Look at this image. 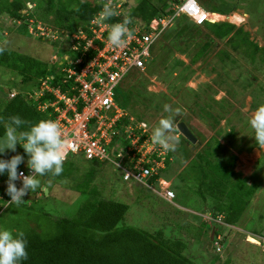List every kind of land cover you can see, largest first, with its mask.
I'll use <instances>...</instances> for the list:
<instances>
[{"label":"trees","instance_id":"obj_1","mask_svg":"<svg viewBox=\"0 0 264 264\" xmlns=\"http://www.w3.org/2000/svg\"><path fill=\"white\" fill-rule=\"evenodd\" d=\"M171 1L176 0H158V2L155 0H139L133 9L126 8V13L133 22L147 27L153 18L168 13ZM37 3L39 5L36 4L35 11L29 12L22 0H0V18L4 16L6 19L11 20V24L7 29L3 26L0 27V33H6V30H16L34 37V33L29 31V26L34 25L37 32L36 27L40 23L46 29H54V31L64 33L73 46L71 37L80 29H83L89 37L92 36L88 25L103 7L102 2L89 0H38ZM38 9L41 10L40 15ZM128 10H130L129 13ZM209 11L229 14L233 10L227 12L222 8H212ZM123 19L124 16L122 15L120 17L112 16L110 19L111 25ZM176 25L178 28L176 27L175 35L184 33L183 29L201 27L186 16L179 17ZM202 26L207 29V32L204 35L205 38L201 40L202 42L194 41L196 46L199 45V49L193 55L191 62L193 63L200 57H205L212 48H218L217 41H224L227 48L219 49L216 54L219 55V60L223 63L220 65V71L215 68L218 73L215 82L220 90L232 94L233 91H238L239 88L240 93L251 95V108L253 110L258 104L264 103V81L258 80L256 76L254 78L250 77L248 72L252 69V71L264 77V47L251 39L250 31L230 21H206ZM15 27L20 29H15ZM200 31L201 29H198L199 33ZM167 32L165 30L161 38L166 37L169 34ZM210 35L215 40L210 38ZM35 38L43 39L42 36H36ZM54 41L57 43L56 40ZM95 42L99 45L102 44L99 41ZM82 49L83 46H80L75 53H68L70 59L75 61L80 57ZM95 54L96 50L90 49L86 58L91 59ZM60 55H62L61 59H56L55 63L54 61L51 63L18 52L0 43V65L20 74L22 77L21 82L27 85L31 84L33 87L28 91H17V94L0 109V136H3L4 125L10 116H19L27 122L21 126V130H26L28 124L53 117V115L49 116L51 108L48 111H42L38 108V101L33 97V93L34 89L40 86L42 80L50 75L54 76L53 85L60 86L63 91L67 90L68 82H64L66 75L62 69L73 64L66 60L62 53ZM242 62L249 65L250 69L242 65ZM80 65H77L78 69ZM236 68L238 70L235 76L233 71ZM141 75V71H131L127 75L128 78L126 76L116 88L115 100L130 115H134L140 120H146V115L138 112V107L142 105L145 111L150 112L154 109L143 105L138 99L140 92L135 83L136 78L141 77ZM69 80L72 81V79ZM54 99V95L46 93L40 100L45 102ZM195 103L198 107L197 113L204 120L208 122L210 120L212 127H219L221 120L213 101L201 102L197 99ZM181 117L180 121H184L188 125L200 142V136L196 133L195 127L191 124L188 116L185 114ZM238 133L234 125L231 126L229 131H223L219 127L216 130L217 135L214 134L204 142L201 141L198 146L194 145L195 149L186 146L185 143H188L189 140L185 136L179 135L180 145L175 146L174 150L168 151L166 170L161 172V175L166 176L164 175L165 172H170L173 166L171 164H174L176 159L178 160L177 155H183V159L178 160V163L183 166L186 161L187 165L184 166V172L181 174L183 175L186 172L194 174L196 193L204 204L210 206L209 209L213 211L212 217L216 218L219 214H224L225 221L231 225L241 222L240 220L244 216L250 200L259 187L258 181L255 180L249 183L248 181L252 177H244L240 171L235 170L237 154L232 150V147L242 151L246 148L245 146L250 141L251 134H253L252 132L238 137ZM221 138L225 139L226 142L223 143ZM253 143L255 146H259L255 141ZM17 152L24 155L23 149L19 145H17ZM11 155L6 150L3 158L7 159ZM26 161L27 156L24 157V162L26 163ZM89 161L92 167L87 171L86 182L77 188L83 191V194H87L86 188L96 178L100 171L99 166L106 164L98 160ZM64 163H69V156L64 160ZM21 170L29 173L24 163L18 166V171ZM64 174L65 171H62L59 175L46 173L43 177L52 181H61ZM169 177L167 176V179ZM6 179V175L0 176V183L2 184L0 193L4 195L3 202L10 198L5 194ZM156 179L157 176H154L150 179V182H154ZM184 185L187 186L186 183ZM17 186H19L18 182ZM92 190L96 192V189L92 188ZM13 205L9 203L0 215V220L7 214L9 217L13 212ZM27 207L30 209L28 205ZM40 210V215L37 213L34 215V212L30 211L17 219L7 220V225L5 223L7 227H4L14 233L16 231L24 233L27 259L22 260L20 264H196L184 254L185 242L181 239L166 237L162 229L152 233L129 225H119L128 211L126 203L111 198H97L95 200L87 198L82 202L81 207L73 217H56L46 210ZM31 221H34L36 226H33ZM208 222L212 224L208 228L210 233L213 226H215V235L222 232L218 227L221 223L214 219H209ZM263 229L264 225L257 234L263 235Z\"/></svg>","mask_w":264,"mask_h":264},{"label":"rangeland","instance_id":"obj_2","mask_svg":"<svg viewBox=\"0 0 264 264\" xmlns=\"http://www.w3.org/2000/svg\"><path fill=\"white\" fill-rule=\"evenodd\" d=\"M22 1L25 2L29 12H34L39 5L38 0ZM89 1L97 2L100 0ZM122 1L117 0V2ZM127 1L125 9L129 8L130 10L139 2V0ZM155 1L158 2V0ZM197 1L206 9L222 8L227 12L232 9L233 11L229 15L218 20H228L236 23L237 26H243L250 31L251 39L264 47V0ZM40 11L38 9L39 15ZM235 13L243 15L244 20L232 19L231 16ZM10 24V19H6L4 16L0 18V27L3 26L7 29ZM39 27L43 28L40 31H45L43 25ZM176 27L175 20L167 29V34H169L161 38L153 47L154 57L145 71H142L141 77L136 78L135 84L140 92L138 99L143 105L154 109L151 110L152 112L145 111L144 106L140 105L138 112L146 115V120L153 127L160 118L171 116L173 134L176 137L175 146L180 145L179 135H182L177 128V123L185 114L203 142L212 135H217L216 130L219 127L223 131H229L234 125L239 132L238 137L252 133V129L248 125V119L254 111L251 108L252 96L243 92L240 93L239 88L238 91L235 90L232 94H227L220 90L215 82L218 76L215 68L220 71V65L223 64L219 60V55L216 54L219 49L227 48L224 41L216 40L218 48H212L205 57H200L192 63L191 59L199 49V45L196 46L194 41L203 40L207 29L204 26L183 29L184 33L175 35L178 28ZM16 28L20 29L19 27ZM198 29H201L200 33ZM46 32L50 33L49 31ZM57 33L59 34L57 39L47 37L46 34L42 36L43 39H38L35 38L38 35L31 37L21 31L6 30V33H0V43L18 52L55 63L56 59H61L60 53L64 57L65 54L72 53V44L69 39L67 40L64 33L58 31ZM210 38L214 39L211 35ZM242 65L250 69V66L246 65L245 62H242ZM237 70L236 68L233 71V75H237ZM248 72L250 77L256 76L258 80L264 81V77L252 69ZM21 79L20 74L0 65V109L11 99V91L33 89L31 84H23ZM197 99L201 102L213 101L221 120L219 127H212L210 120L209 122L204 120L197 113L198 107L195 103ZM165 105L169 106V112L164 111ZM250 138L246 148L242 151L232 147V150L237 154L235 170L240 171L244 177H252L248 181L249 183L258 181L259 187L250 200L245 214L240 220L241 222L233 227L218 225L224 232L222 248L216 247L209 237L211 233L208 228L212 224H208V220L212 218L213 211L197 195L194 174L189 172L181 174L184 172L183 169L187 162L185 161L183 166L178 163V160H182L184 157L180 154L177 155L178 160L176 159V162L171 164L173 166L170 172L164 174L166 175L165 178L170 176L164 184L175 191L176 198L174 201L166 200L141 182L125 180L122 171L111 163L99 166L100 171L96 178L86 188L87 194H83V191L77 188L86 182V174L92 164L81 154H71L69 155V163L63 162V171H65L63 179L52 181L43 176L38 177L39 187L23 197L24 200L21 204L13 205V212L9 217L7 214L0 220V227L5 228L4 226L8 224L7 220L17 219L30 211L34 212V215L36 213L40 215V209L46 210L56 217H73L85 199L111 198L128 205V211L119 225H129L152 233L162 229L166 237L181 239L185 242L184 254L196 264H264V235L257 234L264 225V146H255L254 138ZM201 141L198 140L195 144L188 141L185 144L189 148L195 149L194 145L198 146ZM221 141L226 142L223 138ZM11 154L15 155L16 153ZM24 164L26 163L24 162ZM165 170L166 167L163 171ZM164 184L159 181L155 186L159 191H163ZM92 188L96 189V192ZM222 215L224 217V214L219 216ZM40 217L42 218V215ZM31 224L36 226L34 221H31ZM263 231L264 229L262 234ZM258 241L261 245L254 244L259 243Z\"/></svg>","mask_w":264,"mask_h":264},{"label":"built area","instance_id":"obj_3","mask_svg":"<svg viewBox=\"0 0 264 264\" xmlns=\"http://www.w3.org/2000/svg\"><path fill=\"white\" fill-rule=\"evenodd\" d=\"M100 2L103 7L110 5L113 8L114 17L122 15L130 20L124 46L115 48L108 43L107 34L112 17L102 20V7L88 25L91 37L83 29L71 37L72 53L80 46H83V49L81 56L75 61L70 59V54L64 57L73 64L62 69L66 75L64 82H68L67 90L63 91L60 86L53 85L54 76L50 75L42 80L33 97L38 101L40 110L48 111L51 108L49 116L53 117L48 120L57 123L65 141V160L71 154H81L87 160L111 163L122 171L125 180L141 182L166 200L173 201L176 194L164 184L167 179L161 175L166 167L168 151L151 143L149 122L130 115L122 108L115 100V91L131 71H145L153 59V47L175 20L185 15L194 23L203 25L210 20V13L197 0H181L173 3L170 14L157 16L147 27H143L128 17L124 6L127 0ZM118 22L121 21L115 23ZM40 25L38 23L36 27L38 34H35L32 24L29 31L35 36L46 34L45 36L54 39L59 37L57 31L46 27L45 31H40L43 29ZM95 41L102 44L99 45ZM90 49L96 50V54L87 59L86 55ZM77 65H80L79 69ZM46 93L54 95L55 99L41 102L40 99ZM16 94L17 91H13L10 95L14 97ZM21 171L28 174L24 170ZM154 176H157V179L150 182ZM159 181L165 185L163 191H159L155 186ZM3 208L0 202V212Z\"/></svg>","mask_w":264,"mask_h":264},{"label":"clouds","instance_id":"obj_4","mask_svg":"<svg viewBox=\"0 0 264 264\" xmlns=\"http://www.w3.org/2000/svg\"><path fill=\"white\" fill-rule=\"evenodd\" d=\"M180 1L181 0L171 1L167 14L172 12L173 3ZM204 9L210 13V20L207 21H211L212 12L208 11L206 8ZM113 15V8L110 5H106L102 9L100 18L102 20H107ZM189 19L193 21L191 18ZM129 23L130 20L124 18L121 22L110 25L107 41L111 46L115 48L124 46L128 34ZM35 90L36 89H34V91ZM164 111H170L168 105L164 106ZM26 123L27 122L22 120L19 116H10L7 123L4 125L5 130L3 136H0V176L6 175L7 177L5 181V194L10 197L6 199V202H3L4 195L0 193L1 206L4 207L0 215L9 203L15 205L21 204L24 200L23 197L28 195L30 191H34L39 187L40 181L38 177L46 173L59 175L63 171L66 144L57 123L52 120H39L35 123L28 124L26 130H21V126ZM149 124L153 127L150 122ZM248 125L252 129V137L255 142L260 146H264V103L258 104L254 109L248 119ZM150 141L153 145L159 146L164 151L174 150L176 137L173 134V119L171 116H166L158 120L157 124L151 129ZM17 145L23 149L24 155L17 152ZM6 150L16 154L5 159L3 157ZM25 156H27L26 167L29 170L28 174H25L23 171H18V166L24 163ZM17 182L19 186H17ZM219 215L216 219L213 217L210 219H214L223 225L234 226L227 223L223 215L221 217ZM212 241L213 244L215 243L216 247L220 246L222 248L224 232L222 231L216 235L214 234ZM216 242L218 243L216 244ZM257 244H260V242ZM24 259H27L24 233L22 231H16L14 233L7 228L0 227V264H20Z\"/></svg>","mask_w":264,"mask_h":264},{"label":"water","instance_id":"obj_5","mask_svg":"<svg viewBox=\"0 0 264 264\" xmlns=\"http://www.w3.org/2000/svg\"><path fill=\"white\" fill-rule=\"evenodd\" d=\"M211 22H215L214 19H211ZM177 128L180 133L187 138L192 144H195L198 141V138L194 135L191 129L184 121H180L177 123ZM215 226H213L212 233H211V240L214 238ZM264 235V231H263Z\"/></svg>","mask_w":264,"mask_h":264},{"label":"bare ground","instance_id":"obj_6","mask_svg":"<svg viewBox=\"0 0 264 264\" xmlns=\"http://www.w3.org/2000/svg\"><path fill=\"white\" fill-rule=\"evenodd\" d=\"M214 12V11H213ZM243 16V15H242ZM241 15L235 13V14H232L231 18L232 19H235V20H244L243 17ZM211 17L212 19H214L215 21L218 20V19H222V17H224L223 15L221 14H211ZM226 17V16H225Z\"/></svg>","mask_w":264,"mask_h":264},{"label":"crops","instance_id":"obj_7","mask_svg":"<svg viewBox=\"0 0 264 264\" xmlns=\"http://www.w3.org/2000/svg\"><path fill=\"white\" fill-rule=\"evenodd\" d=\"M209 9H211V8H207L208 11H209ZM210 12H211V11H210ZM230 13H231V12H230ZM230 13H229V14H230ZM212 14H221V13L212 12ZM221 15L225 16L226 14H225V15H224V14H221ZM227 15H228V14H227ZM218 21H226V20H218ZM235 24H236V23H235ZM208 224H209V222H208ZM261 240H262V239H261ZM262 241H263V240H262ZM256 245H261V244H257V243H256ZM262 246H263V245H262Z\"/></svg>","mask_w":264,"mask_h":264}]
</instances>
